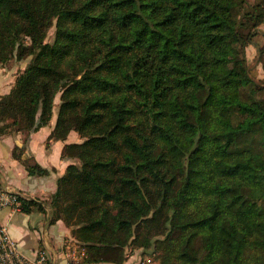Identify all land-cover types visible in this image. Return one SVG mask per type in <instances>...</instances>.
Instances as JSON below:
<instances>
[{"label": "trees", "instance_id": "trees-1", "mask_svg": "<svg viewBox=\"0 0 264 264\" xmlns=\"http://www.w3.org/2000/svg\"><path fill=\"white\" fill-rule=\"evenodd\" d=\"M262 23L264 0H0V65L32 57L0 97V136L48 125L64 92L49 141L83 140L64 147L78 163L51 220L83 262L133 244L166 264H264V83L245 56Z\"/></svg>", "mask_w": 264, "mask_h": 264}, {"label": "crops", "instance_id": "crops-1", "mask_svg": "<svg viewBox=\"0 0 264 264\" xmlns=\"http://www.w3.org/2000/svg\"><path fill=\"white\" fill-rule=\"evenodd\" d=\"M4 78L0 75V97L12 89V86H6ZM56 118L57 115L48 125L32 133L0 136V188L10 189L26 199H35L44 206L43 210L34 209L30 213L3 208L0 210V224L7 227L25 256L33 258L39 250H45L54 264H78L82 246L64 221L52 222L50 200L68 165L78 163L77 159L62 156L65 145L81 139L72 131L64 140L49 141ZM16 148H23L21 157L15 155ZM29 159L48 169L49 173L30 175L23 162ZM83 259L81 257L80 264H95L83 262ZM129 262L130 259L121 264Z\"/></svg>", "mask_w": 264, "mask_h": 264}, {"label": "rangeland", "instance_id": "rangeland-1", "mask_svg": "<svg viewBox=\"0 0 264 264\" xmlns=\"http://www.w3.org/2000/svg\"><path fill=\"white\" fill-rule=\"evenodd\" d=\"M250 3H253L255 0H248ZM55 35V27H51L48 32L47 41H52ZM245 56L248 66L249 75L259 84L264 83V23L260 24L257 28L255 34L253 35L252 42L245 48ZM31 56L23 60H17L16 57H13L9 61L0 65V75L5 76L6 86L15 85L16 78L18 74L23 71L31 60ZM66 97L64 92L61 91L58 93L56 98V105L54 108V116L57 115L59 104L62 99ZM81 141L83 140L80 138ZM162 237V236H156ZM162 254L158 249H155V246L150 248L144 247H135L130 245L125 249V256L127 257L124 261L130 259L129 264H166L162 262L160 258ZM123 261V262H124ZM123 262L114 263L112 261H102L98 264H121Z\"/></svg>", "mask_w": 264, "mask_h": 264}, {"label": "built area", "instance_id": "built-area-1", "mask_svg": "<svg viewBox=\"0 0 264 264\" xmlns=\"http://www.w3.org/2000/svg\"><path fill=\"white\" fill-rule=\"evenodd\" d=\"M21 198L17 192L7 188H0V210L6 207L21 210ZM81 248L80 259L81 257H86V249L84 247ZM80 259H77L78 264H80ZM0 264H54V262L45 250H39L33 258L22 254L17 241L9 234L7 227L0 224Z\"/></svg>", "mask_w": 264, "mask_h": 264}]
</instances>
